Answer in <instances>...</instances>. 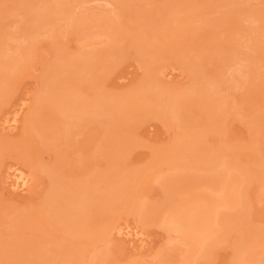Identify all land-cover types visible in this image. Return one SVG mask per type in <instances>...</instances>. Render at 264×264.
I'll use <instances>...</instances> for the list:
<instances>
[{
  "label": "rangeland",
  "instance_id": "1",
  "mask_svg": "<svg viewBox=\"0 0 264 264\" xmlns=\"http://www.w3.org/2000/svg\"><path fill=\"white\" fill-rule=\"evenodd\" d=\"M0 264H264V0H0Z\"/></svg>",
  "mask_w": 264,
  "mask_h": 264
},
{
  "label": "bare ground",
  "instance_id": "2",
  "mask_svg": "<svg viewBox=\"0 0 264 264\" xmlns=\"http://www.w3.org/2000/svg\"><path fill=\"white\" fill-rule=\"evenodd\" d=\"M181 144H182V143H181ZM183 146H184V145H183ZM12 171H13V170H12ZM12 176H13V175H12ZM12 180H13V179H12ZM13 181H14V182H13L14 185H12V186H15V185H16L17 187H21V188H22V187H23V188H26L25 185H26V183H28L26 177H24V176L22 175V172H20V173H18V174H17V173L14 174V180H13ZM24 186H25V187H24ZM231 194H232V193H231ZM230 196H232V195H230ZM223 197H224V196H223ZM219 198H220V197H218V199H219ZM226 198H228V197H226ZM229 198H230V197H229ZM231 198L234 199L233 196H232ZM222 200H223V199H222ZM222 200H221V202H222ZM228 200H229V199H228ZM228 200H227V201H228ZM236 200H237V198H236ZM212 201H213V200H212ZM224 201L226 202V199H225ZM218 203H219V202H218ZM226 203H227V202H226ZM221 204H222V203H221ZM221 204H220V205H221ZM232 204H233V203H232ZM227 205H228V204H227ZM227 205H226V206H227ZM222 206H223V204H222ZM230 206H231V205H230ZM213 208H214V205H213ZM213 212H214V211H213ZM198 215H199V214H198ZM177 218H178V217H177ZM201 218H202V214H201ZM179 219H180V218H179ZM179 219H178V220H179ZM202 221H203V220H202ZM191 222H192V221H191ZM197 222H198V221H197ZM175 223H176L175 220L169 222V224H171V225H174ZM207 223H208V222H207ZM181 224H183V223H181ZM192 224H193V222H192ZM209 224H210V223H209ZM178 225H179V224H178ZM186 225H187V224H186ZM199 225H200V224H199ZM204 225H205V224H204ZM188 226H189V224L187 225V227H188ZM190 226H191V225H190ZM190 226H189V227H190ZM201 226H202V225H201ZM187 227H186V229H187ZM207 227H208V226H207ZM205 228H206V227H205ZM201 229H203V228H201ZM201 229H200V226L198 227L197 225L194 224V225L191 226V228H188V231H187V232H189V233H190V232L193 233V232H196V231L199 232ZM204 230H205V229H204ZM176 231H177V230H176ZM205 232H206V231H205ZM191 233H190V234H191ZM203 233H204V232H203ZM198 234H199V233H198ZM221 235H222V234H221ZM192 237H193V235H192ZM204 239H205V237H204ZM202 244H203V243H202ZM241 256H242V255H241ZM243 258H244V257H243Z\"/></svg>",
  "mask_w": 264,
  "mask_h": 264
}]
</instances>
